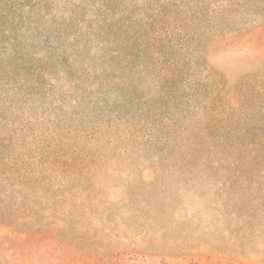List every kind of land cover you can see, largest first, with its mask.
Returning <instances> with one entry per match:
<instances>
[{
	"label": "rangeland",
	"instance_id": "rangeland-1",
	"mask_svg": "<svg viewBox=\"0 0 264 264\" xmlns=\"http://www.w3.org/2000/svg\"><path fill=\"white\" fill-rule=\"evenodd\" d=\"M184 2L202 51L172 98L97 42L51 90L0 76V264H264V0ZM39 231L57 240L17 258Z\"/></svg>",
	"mask_w": 264,
	"mask_h": 264
},
{
	"label": "trees",
	"instance_id": "trees-1",
	"mask_svg": "<svg viewBox=\"0 0 264 264\" xmlns=\"http://www.w3.org/2000/svg\"><path fill=\"white\" fill-rule=\"evenodd\" d=\"M57 1L0 2V76L4 81L8 79L7 85L15 84L23 91L35 85L51 90L50 84L46 83L47 76L68 67L74 77L76 73L71 61L82 56L91 58L87 53L97 42L101 58L111 54L113 59L127 62L135 90L144 80L155 81L154 87L160 96L169 99L183 85L193 56L202 49L198 38L202 29L200 20L184 0H71L60 14L52 15ZM14 25L58 59L45 65L43 59L26 53V36H7ZM121 61L119 64L122 65ZM102 66L109 67L106 62ZM111 76L100 79L102 90L115 83L110 80ZM125 85L132 88L130 83ZM131 100L134 99L127 102ZM261 131L255 143L264 156V122ZM52 235L40 231L31 237L28 234L24 238L13 235L10 242L14 254L21 258L27 254L28 241L48 244L57 240Z\"/></svg>",
	"mask_w": 264,
	"mask_h": 264
}]
</instances>
